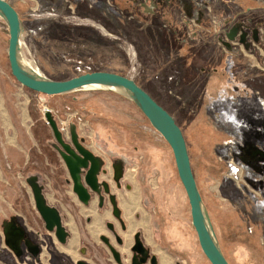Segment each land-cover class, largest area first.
I'll return each instance as SVG.
<instances>
[{"label": "rangeland", "instance_id": "374dc122", "mask_svg": "<svg viewBox=\"0 0 264 264\" xmlns=\"http://www.w3.org/2000/svg\"><path fill=\"white\" fill-rule=\"evenodd\" d=\"M7 1L22 19L23 52L43 74L60 80L91 71L128 76L174 116L185 135L194 176L227 259L231 264H264V166L242 142L240 125L226 122L214 101L224 84L222 74L230 75V60L242 63L251 59V63L264 66V12L245 16L241 8L228 7L227 0H192L193 7L188 3L184 8L180 4V10L169 9L166 23L165 13L137 21L133 15L115 17L106 8L107 15L101 16L102 12L90 4L85 8L89 12L86 15L81 12L84 3L68 0L57 5L44 0ZM202 12L208 14L207 20L200 19ZM236 19L259 31V42H255L249 30L250 51L244 44H236L239 38L232 43L226 37L229 29L223 26ZM181 27L185 40L194 46L183 52L184 35L179 37L175 32ZM220 31L221 39L215 36ZM8 40V27L0 18V65L7 75L11 71ZM225 41L240 52L230 54ZM23 92L22 87L16 89L18 98ZM25 92H29L30 135L24 134L21 125L17 129L30 152V163L9 188L4 190L0 185L7 197L6 204L0 195V228L4 220L16 216L26 237L38 244L41 252L34 258L23 241L24 253L17 257L5 244L0 229V264H77L78 260L114 264L99 238L104 235L113 239L107 222L117 225L126 242L121 248L123 254V249L127 253L125 264L130 263L128 245L133 243L135 233L144 237L155 252L166 251L159 252V257L169 255L177 264H211L192 225L190 204L172 149L134 103L95 88L54 96L26 87ZM43 105L51 109L59 126L67 127V138L71 124H75L86 147L104 159L101 179L112 185L121 219L131 226L129 232L121 230L110 208L94 210L97 197L89 208L79 202L66 166L53 148L55 141ZM111 161L118 167L109 181L111 170L108 172L107 166ZM58 172H63V177ZM32 175L37 176L48 203L61 212L69 231L66 244L46 230L36 210L32 189L26 182ZM133 195L137 199L134 203L130 199Z\"/></svg>", "mask_w": 264, "mask_h": 264}, {"label": "water", "instance_id": "95a60500", "mask_svg": "<svg viewBox=\"0 0 264 264\" xmlns=\"http://www.w3.org/2000/svg\"><path fill=\"white\" fill-rule=\"evenodd\" d=\"M0 18L5 21L8 27V60L11 73L22 86L46 96L63 95L87 88L103 89L126 98L139 108L152 127L163 136L172 149L178 176L190 204L192 225L197 233L203 253L211 264H230L223 252L209 210L204 203L195 179L183 131L170 112L133 78L115 72H84L61 80L46 76L26 58L22 48L24 29L22 19L16 8L7 0H0ZM249 30L252 32L253 40L259 42L257 27H250L245 22H236L228 30L226 36L230 41L239 38L240 42L250 51L252 47L248 40ZM224 43L229 50L232 49L230 42L225 41ZM45 119L51 128L55 141L53 148L58 152L66 166L72 182V191L78 200L83 205L88 206L92 194H96L100 206H102L104 197L107 195L112 206L113 215L122 222L125 229L117 197L111 193L110 184L106 181H100L99 178L104 159L86 147L83 139L79 138L75 124L70 126L69 139L60 131L58 122L51 111L45 113ZM258 153L264 156L263 152ZM27 181L32 189L36 210L41 216L46 230L54 233L58 242L66 244L69 232L63 223L60 210L48 203L37 176H31ZM4 238L5 244L17 257H21L24 253L23 241L33 257L38 258L40 255V247L26 237L25 229L18 226L14 220L5 227ZM101 239L108 245L114 259L121 263L120 252L110 243L107 237L101 236ZM119 242L121 243L120 239ZM132 250L141 255L139 259L135 255L132 264H144L147 251L139 238V234H136V242ZM77 264L86 263L79 261ZM152 264H156L155 256L152 257Z\"/></svg>", "mask_w": 264, "mask_h": 264}, {"label": "crops", "instance_id": "0c3cea01", "mask_svg": "<svg viewBox=\"0 0 264 264\" xmlns=\"http://www.w3.org/2000/svg\"><path fill=\"white\" fill-rule=\"evenodd\" d=\"M44 1L49 2L50 4L52 3L53 5L62 4L63 2V0ZM68 1H70L72 4L84 3V6L82 7V9H84L81 12L86 15H88L89 13L87 11V9H89L87 6H89L88 4H90V6H92L91 8H97L99 12H102L101 16H105V14L107 15V11H105L106 8L107 10L109 9L108 11H111L115 17H119L121 19L126 18V16L128 15H133V17L137 21H143L141 20L142 18H144V21H148V17L150 16L153 17V15H157L158 18L165 13L164 11L162 12L160 10L153 11L151 8L152 2L160 3V5H162L161 8L168 7L176 8L179 10L181 7L180 4L192 3V7L194 5L192 0H131L132 5L123 3L122 0ZM226 2V5H228V7L241 8L242 11L246 12H244L243 14L245 16H252V14L258 15L256 13H258V11L261 12V10L264 12V2L260 0H251L250 2H247V0H227ZM202 13L203 14H200V19L207 20L208 14L205 12ZM168 19V15L166 14V17L164 19L166 23H169ZM262 22L264 26V19L262 20ZM182 30L183 29L181 27V30L176 29L175 32L179 37H183L184 35L182 39L183 52L186 51V49H193L194 46L192 44V41L189 42V40H185L186 33H184V31ZM193 33L195 37H197V30H194ZM233 57H235V59H239L236 56ZM230 61L232 63L230 64L231 66L228 67V73H230V75L227 74V76L225 77L224 74H222V76L224 77V84L219 88L218 92L215 94L216 100L214 99V101L216 104H218L216 111L219 112V114L226 120V122H233V125H240L241 128L239 130L242 134V142L247 144V150L252 151L251 155H253V157H256L258 163H260V165L263 164L264 166V156L258 153H264V66H257V63H251V59L245 60V62L242 63H233L232 60ZM5 71L7 72L6 69H4L3 71L0 65V185L4 187V190L9 188V186H11L14 181H16L15 178H20V176H23L25 166L30 163V152H28L26 149V142H23L21 140L23 139V137H21L20 139V133L18 131L19 129L17 128L19 127V125H21L24 129V134L26 133L27 135H30L31 130V127L28 124L29 119L31 118L28 107L29 92L27 95V92H25V87L16 81L11 71L10 73L8 72V75ZM21 87L24 92L22 94H19L22 98H18L16 89H20ZM14 114H16L15 118ZM38 152L40 153V150ZM243 161L245 160L243 159ZM247 161L248 160H246V162ZM247 164H251L250 166H253L250 162H247ZM117 167L118 166L116 161H111L110 165L107 166V171L110 172L111 170V180L109 181H112L113 172ZM123 178L125 179V176ZM27 180L28 178H26V182L28 183ZM110 186L112 187V185ZM0 195L2 198H4V200L5 198H7L6 193H3V191H0ZM96 199L97 206L94 207V210L98 211V198ZM130 199L133 203L137 200L136 196L134 195ZM49 203L51 202L49 201ZM51 204L53 205V203ZM91 206L92 203L88 207H84L89 208ZM12 220H14L18 226H22L24 228V226L20 222H18L17 217L12 216L11 219L4 220L1 224L0 229H2L3 236L5 227ZM64 225L66 227V223ZM130 230L131 226L129 223H127V229L125 230V232H129ZM146 244L150 247L152 246L147 241ZM130 246L131 244L128 245V247ZM66 249L68 248L66 247ZM152 251L158 257L159 264H177L173 258L169 257V255H166V257L168 258L158 256L159 252L166 251H163L162 249L156 252L152 249ZM79 261L82 260H78L77 263Z\"/></svg>", "mask_w": 264, "mask_h": 264}, {"label": "flooded vegetation", "instance_id": "af4514ba", "mask_svg": "<svg viewBox=\"0 0 264 264\" xmlns=\"http://www.w3.org/2000/svg\"><path fill=\"white\" fill-rule=\"evenodd\" d=\"M158 1H162V0H158ZM122 2L123 3H127V4H131L132 2H131V0L129 1V0H122ZM155 4H157V3H155V2H152V5H151V7H153V5H155ZM188 4V3H187ZM159 6L157 7V8H152V10L153 11H155V10H160V11H164L165 13L169 10V9H172V8H168V7H165V8H161V5L160 4H158ZM183 6V8L186 6V4H182ZM190 6H192V5H190ZM189 14H190V12H189ZM232 19V18H231ZM243 20H240L239 21V19H236V20H234V21H228L227 22V24H225V27L223 26V28L224 29H230L231 28V26L232 25H234L236 22H242ZM232 23V24H231ZM246 23H248V22H246ZM224 29H222V30H224ZM221 35H222V32L220 31L219 32V34L218 35H216L217 36V38H219V39H221ZM227 37V36H226ZM228 38V37H227ZM234 40H232L231 42L232 43H234L233 42ZM254 41V40H253ZM239 43L240 44H243L242 42H240V40H239ZM236 50V49H238L237 51H233V50ZM232 49H231V51L229 52L230 54H236V53H239L240 51V49L239 48H236V47H232ZM56 151V150H55ZM57 152V151H56ZM57 154H58V152H57ZM103 172H104V170H103V167H102V171L100 172V175H99V178H100V181H104V180H102L101 178V175L103 174ZM68 181H70V179H68ZM71 182V181H70ZM103 191V190H102ZM95 197H97L98 198V196L96 195V194H92V197H91V201L95 198ZM91 203V202H90ZM90 205V204H89ZM88 205V206H89ZM85 206V205H84ZM87 206V207H88ZM107 208H110L109 210H110V212L112 213V216L114 217V218H116L114 215H113V211H112V206H111V204H110V202H109V198H108V196L107 195H105V197H104V200H103V205L102 206H100V201H99V198H98V211H104V210H106ZM116 220L119 222V224H120V228H121V230L123 231V232H125V230L127 229V223L126 222H124V224H125V229L123 228V224H122V222L119 220V219H117L116 218ZM110 224V225H109ZM106 228H107V230L110 232V234H112V236H113V239L112 238H110V236H105V237H107L108 239H109V241H110V243L120 252V254H121V263H118L115 259H114V257H113V255H112V253L110 252V250H109V248H108V245L101 239V236H104V235H101L100 236V240H101V242L104 244V246H105V248L107 247L108 248V250H109V252H110V254H111V259H109L110 261H113V263L114 264H125V262H126V259H125V256L124 255H127V253H126V250L125 249H123V251H124V254L121 252V248H122V246H125V242H124V239L122 238V236H121V233H120V231L118 230V228H117V225H115L114 223H110V222H107L106 223ZM119 237V238H118ZM139 238H140V240H142V242H143V244H144V247L146 248V251H147V255H146V261H145V263L144 264H152V257L153 256H155L156 257V264H159V260H158V257L154 254V252L152 251V249H151V247L149 246V245H147L146 244V241H145V239H144V237H142L140 234H139ZM119 239L121 240V243L119 242ZM135 242H136V233L133 235V243L131 244V246L130 247H128V250L130 251V254L128 255L129 256V260H130V263L129 264H132V259L134 258V256L136 255L137 257H138V259L141 257V255L140 254H138V253H136L135 251H133L132 250V248H133V246L135 245ZM28 251V250H27ZM29 252V251H28Z\"/></svg>", "mask_w": 264, "mask_h": 264}, {"label": "built area", "instance_id": "2783aa9c", "mask_svg": "<svg viewBox=\"0 0 264 264\" xmlns=\"http://www.w3.org/2000/svg\"><path fill=\"white\" fill-rule=\"evenodd\" d=\"M217 30V29H216ZM236 44H238V45H242V44H240L239 42L238 43H236ZM42 109H43V114H44V118H45V113L47 112V111H51V109H49L47 106H45V105H43V107H42ZM52 112V111H51ZM59 126V125H58ZM67 127L66 126H62V125H60L59 126V129H60V131L65 135V132L66 131H68V129H66ZM40 256V255H39ZM39 256H38V258H39Z\"/></svg>", "mask_w": 264, "mask_h": 264}, {"label": "trees", "instance_id": "16d2710c", "mask_svg": "<svg viewBox=\"0 0 264 264\" xmlns=\"http://www.w3.org/2000/svg\"><path fill=\"white\" fill-rule=\"evenodd\" d=\"M10 2V1H9ZM11 3V2H10ZM12 4V3H11ZM13 5V4H12ZM14 6V5H13ZM73 77V76H72ZM34 92V91H33ZM37 93V92H36ZM38 94H40V93H38ZM154 98V97H153ZM156 100V99H155ZM158 102V101H157ZM159 103V102H158ZM159 104H161V103H159ZM163 106V105H162ZM164 107V106H163ZM165 108V107H164ZM166 109V108H165ZM171 114V113H170ZM172 115V114H171ZM173 116V115H172ZM174 117V116H173ZM176 120V119H175ZM177 122V121H176ZM178 124V123H177ZM179 125V124H178ZM180 126V125H179ZM181 128V127H180ZM182 129V128H181ZM183 131V130H182ZM184 134V133H183ZM184 137H185V135H184ZM185 140H186V138H185ZM187 143V142H186ZM50 155V154H49ZM51 156V155H50ZM51 159H53V156H51L50 157ZM56 170H57V167H56ZM58 176L59 177H63V172H58ZM196 179V178H195ZM198 237V236H197ZM224 252V251H223ZM225 254V253H224ZM226 256V255H225ZM227 258V257H226ZM229 261V260H228ZM231 264V263H230Z\"/></svg>", "mask_w": 264, "mask_h": 264}]
</instances>
